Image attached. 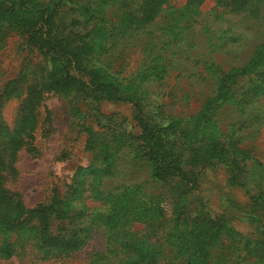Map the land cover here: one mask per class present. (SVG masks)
<instances>
[{
    "label": "rangeland",
    "instance_id": "rangeland-1",
    "mask_svg": "<svg viewBox=\"0 0 264 264\" xmlns=\"http://www.w3.org/2000/svg\"><path fill=\"white\" fill-rule=\"evenodd\" d=\"M186 4L187 0H170L161 7L150 32L141 30L128 43L119 33L109 43L116 46L110 69L113 76L136 89L165 121L177 118L189 123L216 90V78L210 77L208 66L214 63L213 69L226 71L243 66L262 39L258 25L224 11L214 0L188 10ZM112 14H118L116 8ZM12 22H0V127L11 132L19 130L22 115L29 112V106H35V120L26 118V131L33 136L31 142L37 150L32 153L23 147L18 151L7 186L21 196L27 209L50 204L58 192L64 199L63 210L81 212L90 231L85 246L64 257L31 240L35 235L29 231L19 235V240L29 237V244L17 245L12 257L0 256V264H124L115 250L124 247L131 236L148 262H152L151 253L158 263L164 259L176 264L190 262L193 256L186 234L192 214L185 199L162 183L150 181L144 185L150 168L144 160L131 167L127 158H119L112 173L107 163L93 161L86 149L84 129L90 126L98 130L100 122L81 114L77 108H85L72 95L65 97L50 89V69L44 56L28 45L25 34ZM147 40H153L154 50L143 48ZM10 82L9 91L17 89L12 94L5 93ZM31 88H37L41 99L27 96ZM259 101L264 105V99ZM101 108L107 113L118 112V123L126 118L124 127L138 132L130 105L108 104ZM89 112L92 115L95 110ZM215 118L217 125L209 131L222 141L235 139L237 147L246 151L252 158L248 184L261 189L264 125L252 123L250 109L242 114L228 105L221 106ZM241 119L247 121L245 125ZM140 184L141 189H135ZM116 187L121 194L117 201L108 198L109 191ZM196 194L199 199H194L191 207L200 204L209 216H224L230 228L243 236L242 245L248 242L241 250L242 257L249 256L250 250L253 259L261 255L264 209L244 189L228 182L225 168L208 171ZM176 212L180 217L177 221ZM10 238L16 244L19 241L18 233ZM230 242L224 236L218 248L228 254Z\"/></svg>",
    "mask_w": 264,
    "mask_h": 264
},
{
    "label": "trees",
    "instance_id": "trees-1",
    "mask_svg": "<svg viewBox=\"0 0 264 264\" xmlns=\"http://www.w3.org/2000/svg\"><path fill=\"white\" fill-rule=\"evenodd\" d=\"M169 1L0 0V22L15 21L13 26L25 34L28 45L44 56L50 69V89L65 97L72 95L74 101L85 108L75 106L81 114L100 122L98 130L90 126L84 129L86 149L93 161L107 163L112 173L119 158H127L131 167H137L138 161L144 160L150 167L144 185L150 181L162 183L185 199L186 208L192 214L186 238L193 259L182 264H264V241L259 245L258 258L253 259L251 250L249 256L242 257L241 250H245L248 242L242 245L243 236L230 228L224 216L211 217L200 204L191 207L193 200L199 199L196 191L207 172L220 166L226 169L231 185L244 189L255 204L264 209V185L256 189L248 184L252 158L237 147L235 139L222 141L209 131L216 127L215 116L223 105L242 114L250 109L252 123L258 127L264 125V105L259 101L264 99V0H214L224 11L258 25L262 42L246 64L229 71L215 70L214 63L210 66L208 61L204 62L209 65L210 77L216 78L217 87L202 111L189 123L177 118L165 121L151 108L154 105L148 104L128 83L119 82L110 70L112 51L116 47L115 43H109L110 39L120 33L128 43L139 31L150 32L161 7ZM204 1L187 0L185 10L198 7ZM113 8L117 15L112 14ZM143 46L151 51L155 47L153 40L145 41ZM10 84L5 93L16 92L15 87L9 91ZM27 96L31 100L41 99L37 88L29 89ZM102 104L130 105L138 132L124 127L126 118L118 123V112H103ZM28 108L29 112L22 115L19 130L11 132L0 127V256L12 257L17 253V245L29 244V237L19 240V235L29 231L35 235L31 240L42 248L61 257L68 256L80 251L89 238V222L82 219L81 212L64 211V199L58 192L50 204L27 209L21 196L7 186L18 151L23 147L32 153L37 150L31 142L33 136L26 131V118L35 120V106ZM92 109L95 113L91 115ZM246 122L241 119L242 125ZM141 187L140 184L135 189ZM97 190L103 193L100 187ZM117 190L118 187L109 191L108 198L117 201L121 195ZM176 215L177 212L175 221L180 219ZM13 233H18L17 244L11 241ZM224 236L232 245L228 254L218 248V241ZM126 240L124 247L115 250L122 255L124 264H176L171 259L158 263L152 253L154 263L148 262L143 251L136 248L139 244L133 237Z\"/></svg>",
    "mask_w": 264,
    "mask_h": 264
}]
</instances>
